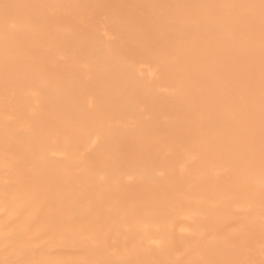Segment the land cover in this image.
Listing matches in <instances>:
<instances>
[{"label":"bare ground","instance_id":"6f19581e","mask_svg":"<svg viewBox=\"0 0 264 264\" xmlns=\"http://www.w3.org/2000/svg\"><path fill=\"white\" fill-rule=\"evenodd\" d=\"M0 264H264V0H0Z\"/></svg>","mask_w":264,"mask_h":264}]
</instances>
